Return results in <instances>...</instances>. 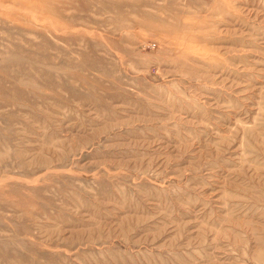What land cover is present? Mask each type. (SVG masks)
I'll use <instances>...</instances> for the list:
<instances>
[{"label": "rangeland", "instance_id": "obj_1", "mask_svg": "<svg viewBox=\"0 0 264 264\" xmlns=\"http://www.w3.org/2000/svg\"><path fill=\"white\" fill-rule=\"evenodd\" d=\"M0 264H264V0H0Z\"/></svg>", "mask_w": 264, "mask_h": 264}]
</instances>
